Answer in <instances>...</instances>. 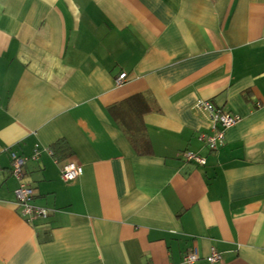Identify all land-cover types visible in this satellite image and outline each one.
Here are the masks:
<instances>
[{
	"label": "crops",
	"instance_id": "1",
	"mask_svg": "<svg viewBox=\"0 0 264 264\" xmlns=\"http://www.w3.org/2000/svg\"><path fill=\"white\" fill-rule=\"evenodd\" d=\"M198 100L239 118L214 149ZM188 255L264 264V0H0V264Z\"/></svg>",
	"mask_w": 264,
	"mask_h": 264
},
{
	"label": "built area",
	"instance_id": "2",
	"mask_svg": "<svg viewBox=\"0 0 264 264\" xmlns=\"http://www.w3.org/2000/svg\"><path fill=\"white\" fill-rule=\"evenodd\" d=\"M126 81V75L120 74L115 79V86H121ZM191 114L194 117L199 115H206L210 120V128L213 133V137L208 139V145L210 149H214L218 142L223 139V131L233 127L239 118L229 113H225L220 109H216L211 103L198 100L196 101L191 109ZM10 173L11 176L17 179L19 182L18 188L14 192L17 209L20 211V216L27 219V222H32L37 218L43 219L47 216L48 211L42 208H35L30 205L33 197L32 189L23 181H21L23 169L27 161L26 158L19 157L13 153H10ZM39 155L38 151L35 150L32 159H35ZM187 161H194L195 163L202 165L204 161L193 155L188 154L186 157ZM81 175V168L73 163H68L62 167L61 180L64 183L73 182ZM196 261L195 255H188L184 258L185 264H193ZM212 264H222L217 256L210 259Z\"/></svg>",
	"mask_w": 264,
	"mask_h": 264
},
{
	"label": "trees",
	"instance_id": "3",
	"mask_svg": "<svg viewBox=\"0 0 264 264\" xmlns=\"http://www.w3.org/2000/svg\"><path fill=\"white\" fill-rule=\"evenodd\" d=\"M132 101H133V98L127 100L126 102H124V104H121L119 107H116V108H125V106L128 107L132 103ZM116 108L115 109H111V116L115 119V121H116V117H115L114 114H115Z\"/></svg>",
	"mask_w": 264,
	"mask_h": 264
}]
</instances>
